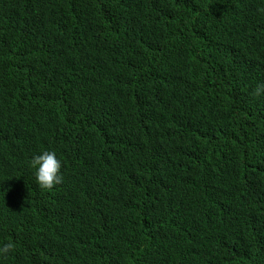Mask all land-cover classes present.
<instances>
[{"label":"trees","instance_id":"1","mask_svg":"<svg viewBox=\"0 0 264 264\" xmlns=\"http://www.w3.org/2000/svg\"><path fill=\"white\" fill-rule=\"evenodd\" d=\"M261 83L264 0H0V264H264Z\"/></svg>","mask_w":264,"mask_h":264},{"label":"clouds","instance_id":"2","mask_svg":"<svg viewBox=\"0 0 264 264\" xmlns=\"http://www.w3.org/2000/svg\"><path fill=\"white\" fill-rule=\"evenodd\" d=\"M256 97L264 96V83L257 84L255 89L252 93ZM30 166L34 169V176L36 183L42 188L51 190L55 186L59 185L63 181V174H62V162L58 158L57 153L52 150H45L40 152L37 155H34L30 161ZM138 205V202L134 198L133 201H128L127 198L124 197H114L102 213L101 218H103L104 213H113L124 211L128 212V210H132ZM140 211L143 213L146 211V205H141ZM71 225L70 228L74 231L76 237V243L78 246H88L86 242L82 241V233H81V224L78 222L70 221ZM120 226L119 222H110L108 228H118ZM107 241V240H106ZM12 243H3L0 244V259L7 257L13 250ZM99 247V243H96L93 248L96 250ZM94 258V255H93ZM89 262V261H88ZM82 263V264H87ZM103 263L108 264L109 260L104 259Z\"/></svg>","mask_w":264,"mask_h":264}]
</instances>
